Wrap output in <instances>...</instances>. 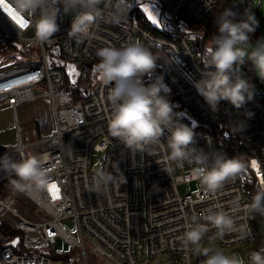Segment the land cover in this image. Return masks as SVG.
<instances>
[{
	"label": "built area",
	"instance_id": "2783aa9c",
	"mask_svg": "<svg viewBox=\"0 0 264 264\" xmlns=\"http://www.w3.org/2000/svg\"><path fill=\"white\" fill-rule=\"evenodd\" d=\"M155 1L163 11L162 17L165 14L171 25L169 28L160 21L159 27L165 34L152 31L130 16L129 8L119 25L111 23L115 0L111 3L101 0L98 7L103 18L94 24L87 38L81 41L69 38L67 32L73 16L61 12L60 30L46 42L35 35L34 17H22L28 26L21 28L8 12L12 10L11 0L0 2V41L19 42L24 47L35 44L39 52V59L0 73V106L12 108L18 132V143L0 151V156L7 154L19 161L28 156L29 150L44 145L43 150L33 155L45 158V166L51 169L46 188L34 187L27 192L38 205L35 215L28 207L20 208L0 194V219L26 233H38L50 244L62 238L72 246L80 245L85 264L88 259L84 232L124 264H157L152 262L157 258L167 260L165 264H204V247L210 246H217L226 255V250L241 246L249 250L248 257L254 251L264 253V214L251 207L254 201L245 190L241 174L227 181L216 193L205 192L196 177L195 165L181 167L168 159L167 131L159 145L144 151L128 150L109 134L110 86L99 82L97 76L95 91L82 99L61 106L53 100L56 129L51 135L32 139L24 134L25 124L18 117L19 106L44 96L54 99L56 88L63 87L67 81L66 68L51 62V50L89 73L99 62L98 49L120 48L136 42L160 57L152 79L145 77V85L162 76L161 94L171 102L179 122L193 128L194 146L207 153L226 154L228 158H231L228 150L236 156L243 155L254 190L257 194L264 192V95L258 93L256 85L253 99L241 109L221 101L218 110L213 112L194 87L205 72L213 70L201 62L199 48L204 38L197 36L193 43L179 24L181 20L186 24L187 18L202 21L219 0ZM248 7L253 11L254 0H234L231 8L236 14L234 19L240 20ZM252 39L260 38L252 34ZM239 75L251 79L248 74ZM29 76L36 79L28 80ZM247 112L253 115L249 117ZM241 122L244 127L238 132L234 126ZM215 127L218 132L214 131ZM94 154L100 155L99 166L93 165ZM114 163L118 164L126 182L121 184V178L117 177L115 183L102 187L100 193L94 192L97 173H114ZM12 175V172L0 173V187ZM190 182H197L198 190L183 193L180 185ZM52 184L59 189L55 199L49 189ZM208 208L229 214L234 229L220 237L209 225L198 245L186 246L182 240L185 231L193 223H206L202 215ZM69 217L74 218L79 237L65 228L64 220ZM4 238H0V264L56 263L50 254L17 253Z\"/></svg>",
	"mask_w": 264,
	"mask_h": 264
},
{
	"label": "clouds",
	"instance_id": "9594fccd",
	"mask_svg": "<svg viewBox=\"0 0 264 264\" xmlns=\"http://www.w3.org/2000/svg\"><path fill=\"white\" fill-rule=\"evenodd\" d=\"M101 0H11L12 12L19 17H34L32 26L36 37L46 42L60 30L58 19L61 12L72 14L69 38L81 41L89 36L90 29L102 19L98 7ZM111 3V0H109ZM111 23L119 25L123 13L128 10L127 0H115ZM235 13L225 9L216 17L217 32L209 39L201 56V62L209 70L204 78L196 81L194 87L209 108L216 112L221 101H228L234 108L241 109L253 99V83L239 75L242 65L251 63L256 76L264 82V38L252 40V34L259 26L255 13L245 8L242 18L235 20ZM100 58L94 66L98 81L110 86L107 99L111 105L108 131L131 152L144 151L149 146L159 145L167 131L168 159L178 166L195 165V174L204 191L216 193L230 179H234L246 169L243 155L228 158L220 152L207 153L196 148L195 132L192 127L180 123L171 102L161 94L162 76H156L145 85L144 79H152L160 57L150 48L136 42L97 50ZM63 99V98H62ZM251 117V112L246 113ZM243 123L234 126L239 132ZM114 173L101 171L94 181V192L100 193L109 184L125 183L118 164L113 165ZM0 171L12 172L14 188L28 192L35 188H46L50 183V171L45 166V158L28 155L19 161L7 154L0 156ZM264 214V192L254 197L251 206ZM204 224L188 226L182 240L187 246H196L209 230V225L222 237L234 229L233 218L223 212L208 208L202 215ZM204 264H244L235 255L223 251L207 249ZM251 264H264V253L254 251L249 257Z\"/></svg>",
	"mask_w": 264,
	"mask_h": 264
},
{
	"label": "rangeland",
	"instance_id": "374dc122",
	"mask_svg": "<svg viewBox=\"0 0 264 264\" xmlns=\"http://www.w3.org/2000/svg\"><path fill=\"white\" fill-rule=\"evenodd\" d=\"M138 6L151 24L160 26V21L162 20L163 23L167 25V27H171L166 15L164 14V17H162L161 14L163 11L155 0H138ZM128 7L131 11L136 10L135 8H137L135 5ZM253 12L257 15V20L259 21V29L257 28L258 30L255 31L254 35L259 38H264V0H254ZM149 15L153 17L156 23H153V20L149 19ZM179 24L187 33V37L190 38L193 43H195L197 34L194 33H197V31L189 28L185 24L184 20H181ZM203 25L205 24H200L201 28H203ZM190 32L191 34H189ZM209 39L210 38H207L205 40L204 45H200V53L203 54ZM252 40L255 41L254 39ZM50 48L51 47H49V49ZM57 54L60 55L58 51ZM49 57L52 62V54H50ZM35 59H39V52L35 44L29 45V47H24L23 44L19 42L8 41L4 43L0 41V73L16 68L23 63H30ZM59 62L62 63V65H64L66 68L69 79L63 87L56 88L54 99L50 96H44L36 101L19 106L20 118L22 119V117L26 115L25 113H28L32 119L26 124L24 133L25 135L28 134L32 139L47 137L51 135L56 129L54 101H56L58 106L67 103H73L79 99H82L96 89V74L94 73V66L97 63L91 68L89 73H85L81 67L63 58L61 55L59 56ZM246 66H250L248 62L240 67V71L243 72ZM70 68L74 69L72 74H69ZM253 81L258 86V93L264 95V82H262L256 76L255 71L253 74ZM76 85L79 87L81 92L75 93L74 87ZM17 143L18 132L13 113L9 109V106L0 107V148H2L0 151L5 150L8 147L15 146ZM44 147L45 146L43 145L29 150L28 155H33L34 153L43 150ZM99 156V154H94L93 165H100V162L97 160ZM13 179H15L14 175L3 180L0 187V194L18 205L20 208L23 206L28 207V209L31 210L32 215H35L38 210V205L35 201L28 197L27 192H19L14 188L12 184ZM198 188L199 184L197 182L183 183L180 185V190L183 193H195ZM143 213H145L144 209ZM64 225L65 228L74 236H80L74 218H66L64 220ZM260 225L262 226V223H260ZM23 233L26 237L27 246L45 251H47V249H54L57 252H67L73 250V257L71 259L72 264H85L84 251L80 245L72 246L68 243H65L62 238H58V241L55 244H50L47 241L42 240L38 233L29 234L24 231ZM0 238H3L1 232ZM4 239L6 242H9L7 237ZM84 239L88 264H124L122 261L114 257V255H112L109 251L104 249L99 241L91 237L86 232H84ZM204 249L221 250L217 246L204 247ZM47 252L49 253L50 251ZM145 252L147 253V248L145 249ZM248 252L249 250H247L245 246L226 250L228 255H235L238 258H241L244 261V264H251L248 257ZM152 262L157 264L168 263L167 260H163L162 258H157Z\"/></svg>",
	"mask_w": 264,
	"mask_h": 264
},
{
	"label": "trees",
	"instance_id": "16d2710c",
	"mask_svg": "<svg viewBox=\"0 0 264 264\" xmlns=\"http://www.w3.org/2000/svg\"><path fill=\"white\" fill-rule=\"evenodd\" d=\"M127 4H128V6L135 5L137 7V8H135L136 10L131 11L129 9V15L130 16H132V17L136 18L137 20H139L140 22H142L145 26L149 27L152 31H154L156 33H160V34H165L164 31L162 30V28H160L159 26L153 25L148 21V19L146 18V16L144 15V13L141 11V9L138 6V0H127ZM233 6H234V0H219L217 6L212 11H210L202 21H196V20H192L190 18H187L186 25L189 28L196 30L197 36L203 37L204 42H205V40L207 38H211L213 36V34H215L217 32L216 17H218L225 9L231 10V8ZM255 16L257 18L256 14H255ZM201 23L205 24V27H203L204 29L201 28V26H200ZM258 29H256V31ZM51 54H52V63L53 64L59 63L61 66L64 67V65H62V63L59 62V56L60 55L57 54L56 51H54V50H51ZM35 60H37V59H35ZM247 68H248V70L246 72H241L239 70V73L248 74L251 78L250 81L253 83V85L255 87L256 83L253 81L254 70L251 71L250 66H248ZM68 79H69V77L67 76V80ZM78 89H79V87L76 85L74 87L75 93H77ZM254 92H255V89H254ZM214 131L218 132V129L215 127ZM228 151L230 153L231 158L236 156V154L234 152H231L230 150H228ZM241 176H242L243 181H244L245 190L248 192L250 198H252V200L254 201V197L257 195V193L253 188L251 179H249V176L247 175L246 169L241 173ZM0 232H1V235L8 238L9 244L13 247L14 251L17 253H44V254H50V257L55 262H61V261L72 262L71 259L73 257L72 256L73 250L67 251V252H57L54 249H50V250L47 249V251H50L48 253L45 250H38L36 248L27 246L26 237H25L23 231L18 229V228H15L14 226H12V224L10 222H8L6 220L0 219ZM14 241H18V242L13 243Z\"/></svg>",
	"mask_w": 264,
	"mask_h": 264
},
{
	"label": "snow or ice",
	"instance_id": "6c2138e0",
	"mask_svg": "<svg viewBox=\"0 0 264 264\" xmlns=\"http://www.w3.org/2000/svg\"><path fill=\"white\" fill-rule=\"evenodd\" d=\"M0 2H2V0H0ZM9 14L11 15V18L13 21H15L19 27L21 28H26L28 26V23L25 19H23L22 17L16 16L11 9H8ZM149 19L153 20V23H156V21L153 19V17L151 15H149ZM74 72V69L70 68L69 69V74H72ZM36 76H29L28 80H35ZM74 82V81H73ZM255 167V164L253 165ZM50 191L53 193V198H58V192L59 189L57 188V186L55 184H52L49 186ZM51 235V233H50ZM18 241H14L13 243H17Z\"/></svg>",
	"mask_w": 264,
	"mask_h": 264
},
{
	"label": "crops",
	"instance_id": "0c3cea01",
	"mask_svg": "<svg viewBox=\"0 0 264 264\" xmlns=\"http://www.w3.org/2000/svg\"><path fill=\"white\" fill-rule=\"evenodd\" d=\"M203 45H204V43H202ZM3 106H9V105H3ZM3 106H0V107H3ZM9 109L12 111V113H13V110H12V108L9 106ZM26 115H24V117H22V119L20 118V114H19V109H18V117H19V119L21 120V121H23L24 122V124H25V126H26V124L28 123V122H30L32 119L30 118V115L28 114V113H25ZM13 116H14V119H15V115H14V113H13ZM15 123H16V121H15ZM9 148V147H8ZM0 149H2V148H0ZM7 149V148H6ZM0 173H3V172H0Z\"/></svg>",
	"mask_w": 264,
	"mask_h": 264
},
{
	"label": "water",
	"instance_id": "95a60500",
	"mask_svg": "<svg viewBox=\"0 0 264 264\" xmlns=\"http://www.w3.org/2000/svg\"><path fill=\"white\" fill-rule=\"evenodd\" d=\"M33 33H34V31L32 30V31H31V34H33ZM248 64L250 65V70L253 71L252 66H251V63L248 62ZM88 65H89V66H92V63H89ZM247 70H248V68L246 67L243 71H247ZM54 264H69V263L66 262V261H62V262H56V263H54Z\"/></svg>",
	"mask_w": 264,
	"mask_h": 264
},
{
	"label": "bare ground",
	"instance_id": "6f19581e",
	"mask_svg": "<svg viewBox=\"0 0 264 264\" xmlns=\"http://www.w3.org/2000/svg\"><path fill=\"white\" fill-rule=\"evenodd\" d=\"M243 72H246V71H243Z\"/></svg>",
	"mask_w": 264,
	"mask_h": 264
}]
</instances>
